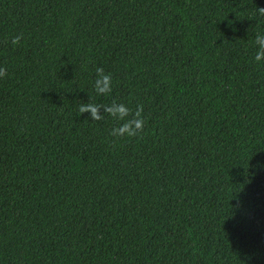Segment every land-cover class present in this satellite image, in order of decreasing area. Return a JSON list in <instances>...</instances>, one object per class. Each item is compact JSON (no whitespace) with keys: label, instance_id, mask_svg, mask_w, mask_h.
<instances>
[{"label":"trees","instance_id":"1","mask_svg":"<svg viewBox=\"0 0 264 264\" xmlns=\"http://www.w3.org/2000/svg\"><path fill=\"white\" fill-rule=\"evenodd\" d=\"M259 7L0 0V264H264ZM114 100L140 137L78 115Z\"/></svg>","mask_w":264,"mask_h":264},{"label":"clouds","instance_id":"2","mask_svg":"<svg viewBox=\"0 0 264 264\" xmlns=\"http://www.w3.org/2000/svg\"><path fill=\"white\" fill-rule=\"evenodd\" d=\"M260 17L264 18V7L257 9ZM22 34L12 38L11 43L18 45L22 40ZM257 51L254 60L264 62V34L257 33L255 37ZM7 75V69L0 67V78ZM112 76L110 73H105L103 68L96 69V79L94 81V91L100 96H106L112 91ZM101 109L103 110L101 112ZM84 113L90 114V120L101 121L105 118V114L111 116L118 124L114 127L110 135L114 140L124 138H136L144 131L145 119L143 117V105L138 104L133 111L124 103H118L115 100L111 104H96V103H81L78 108V115ZM87 119V120H88Z\"/></svg>","mask_w":264,"mask_h":264}]
</instances>
